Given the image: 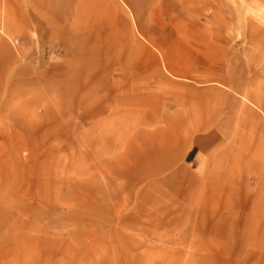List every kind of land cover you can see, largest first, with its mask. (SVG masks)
Wrapping results in <instances>:
<instances>
[{"label": "rangeland", "instance_id": "1", "mask_svg": "<svg viewBox=\"0 0 264 264\" xmlns=\"http://www.w3.org/2000/svg\"><path fill=\"white\" fill-rule=\"evenodd\" d=\"M0 264H264V0H0Z\"/></svg>", "mask_w": 264, "mask_h": 264}, {"label": "crops", "instance_id": "2", "mask_svg": "<svg viewBox=\"0 0 264 264\" xmlns=\"http://www.w3.org/2000/svg\"><path fill=\"white\" fill-rule=\"evenodd\" d=\"M205 96H211V89L201 90ZM202 111L198 112V115L191 116L185 115L177 118L180 122H187L183 127L194 129H204L206 132H200L193 136L192 148L187 151L184 156V161L195 167L197 176L214 175L211 174L210 167L213 166L219 157L217 156L221 152V148L225 142L224 133L222 132V122L213 118L211 112L203 107ZM173 116H177L174 114ZM188 118V120H187ZM220 151V152H219ZM221 159V158H220ZM216 175V174H215ZM221 175V172L219 173Z\"/></svg>", "mask_w": 264, "mask_h": 264}]
</instances>
